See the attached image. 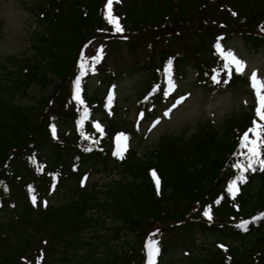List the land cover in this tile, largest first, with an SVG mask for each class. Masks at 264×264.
<instances>
[{"label": "trees", "instance_id": "obj_1", "mask_svg": "<svg viewBox=\"0 0 264 264\" xmlns=\"http://www.w3.org/2000/svg\"><path fill=\"white\" fill-rule=\"evenodd\" d=\"M39 1L45 4L32 8L38 16L37 28L30 34L31 56L0 59V264L17 260L22 264H123L125 256V264H142L148 242L158 248L156 264H264V168L258 161L248 168L246 152L238 143L252 109L232 114L216 127L205 121L190 133L186 128L177 134L164 133L140 155L132 146L118 159L110 154V136L122 130L123 120L107 117L103 98L106 86L127 74L135 78V95L144 100V116L149 115L147 107L159 103L161 91L150 93L148 100L146 95L150 83L160 78L165 60L177 78L191 67L193 85L205 92L222 82L231 89L241 77L233 70L226 74L214 44L219 37L227 40L235 35L247 52L264 56V0H120L112 14L125 30L124 40L104 18L103 0H64L62 7L55 0ZM208 1L218 4L217 10L210 9ZM192 20L198 26L186 35L194 38L190 58L178 49L182 37L171 38V31H180V23ZM153 26L168 33L165 40L173 54L158 51L157 62H149L145 73L138 67L109 69V74L106 68L100 72L105 83L102 97L94 92L88 96L87 88L82 93L85 104L106 122L102 135L89 121L78 127L80 107L74 108L65 83L55 85L54 97L29 95L30 86L42 90L52 86L54 78L62 82L69 76L70 81L81 48L89 61L86 71L95 69L98 48L107 52L126 41V47L134 49L146 28ZM135 30L138 38L128 40ZM15 97L32 98L33 103H15ZM51 122L56 127L54 137L47 128ZM262 142L259 159H264V136ZM149 169L155 171L159 187ZM112 170L117 179L101 187L96 182L79 183L82 176L108 175ZM70 177L73 185L67 183ZM233 181L234 196L227 190ZM53 184L63 198L40 207V198L47 197ZM32 190L38 193L35 208L27 199ZM204 206L210 209V219L203 216ZM242 218L248 223L240 228L235 223ZM107 230L112 234H104ZM40 231L53 243L47 257L35 250L39 238L32 235ZM123 231L132 236L130 241L125 239L124 251L115 244ZM137 236L141 240L134 245ZM205 243V252H199ZM29 250L32 253L26 257ZM173 250L176 258L168 255Z\"/></svg>", "mask_w": 264, "mask_h": 264}, {"label": "rangeland", "instance_id": "obj_2", "mask_svg": "<svg viewBox=\"0 0 264 264\" xmlns=\"http://www.w3.org/2000/svg\"><path fill=\"white\" fill-rule=\"evenodd\" d=\"M55 1L57 6L62 7L66 0ZM39 2V0H0V59H2V57L10 56L17 58L18 60L25 56H31L32 49L30 46V34L37 28L36 17L38 16V11L33 10L32 8H35ZM41 3L37 5V8ZM99 4L100 2L97 3V6ZM107 4L103 3L105 11L104 18L109 22L107 18V9H105ZM207 5L210 6V9L216 8L217 10L218 4L214 5V3L208 1ZM113 6L114 2L112 8ZM205 21L207 22L208 20L206 19ZM204 23L205 22L203 21L202 24ZM110 25L112 26L113 31L117 33V36L127 37V35H125V30L117 32L115 26L111 23ZM197 26V23L192 20L180 23L179 28H177L180 31L177 32L173 29L171 31L173 34L171 38L174 39V36L182 37L183 42L181 43V46H178V49L181 52H186L190 58H192L191 50L193 49L194 38L192 37L191 39H188L186 35L191 33V29L196 28ZM160 27H163V24H161ZM160 30V28H155L154 26L150 28L148 27L146 28L145 35L139 39H137L139 35L135 36L139 31H130V38L128 40L133 39L134 36L137 39L136 47L134 49L127 48V42L124 41L125 43L123 42V46L119 49H108L106 53L105 50H102L98 55L100 56V60L96 63L95 71L88 72V74L81 79L80 83L73 85H70V83L68 84L69 76L62 82L59 81L58 78H54L53 85H46L42 90H39L36 86H30L28 89L29 95L34 96V98H39L40 96L49 98L54 97L55 85L62 84L64 86L65 83V89L67 91L71 88L75 94H79L82 86H86L88 96H91V93L94 92L96 93V96L100 98L102 96L101 91L105 86V83L100 81V72L104 71V69L107 68L106 72H109L110 74L111 72L109 69L125 71L133 70L134 68H141L140 70L145 73L149 62H157L158 51L168 50L165 55L173 54L175 52L167 46L168 42H166L165 38H167L166 35L168 33ZM214 31L217 32L219 30L215 28ZM217 48L225 62L230 64L234 70L238 72L241 77L240 83L231 87V89H228L224 84H221L211 92H205L193 85L195 73L193 69L188 66L186 68V73L181 80H166L167 93H164V100L163 98L160 99L163 101L162 104L157 106L158 111H156L155 114L147 116L146 118L142 115V108L136 103L138 99L137 95H135L137 88L135 78L132 79L127 76V74L124 76L122 74L123 77L109 87L107 96L105 97L107 105L114 104L113 107L116 106L115 112H111L110 110L111 117H113V119L123 120V130L118 132L115 136L117 137L116 139L115 137L113 139V151L121 152L126 149L127 146H134L137 155H140L146 148H150L156 142L157 138L164 133L177 134L184 128L188 130L187 133H190L194 130L197 124L205 121H208L216 127L220 125L226 117L232 114H245L251 109L253 111V115H251L252 123L249 120V124L252 126L248 128L251 136L248 135V138H250L249 140H257V136L254 134L256 131H259L260 136L263 137L264 120H260L256 113L258 97L256 88L253 87L252 77L253 74H255L256 84L260 88V95H264V56L260 52H247L241 39L235 35L227 40L220 41ZM233 57L235 59H233ZM91 59L94 60L93 57ZM236 61H239L243 67L238 68ZM88 62L89 61H86V63ZM7 69H11L9 64L7 65ZM1 72L3 71L0 68V76ZM147 76L149 81L152 77L150 71ZM169 92H171L170 94L173 93L174 96H167L166 94ZM88 100H91V97H89ZM14 102L20 104H32L33 99H19L15 97ZM74 108L77 109L75 103ZM44 112L45 111H43V113ZM107 113L109 114V111ZM87 117L92 118V121L96 122L94 127L97 129L105 124L97 112L93 114L87 113V115L83 114L81 116L82 119ZM97 125L99 127H97ZM256 125H260V128L257 129ZM47 128L48 130H52L53 127L51 124H48ZM121 137H126V139L122 140L120 139ZM257 141L261 148L263 146L261 145V141ZM120 149L121 151H119ZM117 177L118 173L112 170L108 175L104 174V172L92 173L86 178V181L87 183L96 182L97 186L101 187L107 182L116 180ZM67 183L73 185L75 181L70 177ZM55 192H53L48 199L52 204H56L64 195L62 192ZM208 210H210L209 207H203L202 212L205 219H210V216L213 217L210 211L208 216L205 215V212ZM44 234L43 231H40L33 233L32 236L37 240L39 238L38 243L35 244V250L38 248V250H41V253H46L47 257L51 252L50 248H52V250H54V248L53 243L48 240L49 238ZM104 234L110 235L112 233L107 230ZM121 234H123V238L115 241V244L117 250L124 251L126 250L124 246L126 242L125 239L130 241V239L132 240V236L124 231ZM41 236L45 240L43 243H40ZM140 240V236H137L133 239L132 244L139 245ZM206 245L207 243L200 248L199 252H205L206 247L204 246ZM31 253L32 251H27V253H25L26 257H29ZM175 254H177V251L173 250L170 251L168 255L172 258H176ZM124 258L126 260L128 259V256H125ZM125 260L123 261V264H125ZM14 264L22 263L17 260ZM147 264H153L150 255L147 257Z\"/></svg>", "mask_w": 264, "mask_h": 264}, {"label": "snow or ice", "instance_id": "obj_3", "mask_svg": "<svg viewBox=\"0 0 264 264\" xmlns=\"http://www.w3.org/2000/svg\"><path fill=\"white\" fill-rule=\"evenodd\" d=\"M114 0H108V4H107V18L109 20V23L113 24L115 26V30L117 32H122L123 29L121 28L120 24H119V19L114 17L112 14V5H113ZM118 2V0H117ZM235 14V13H234ZM233 59H235L233 57ZM238 68H242L243 66L240 64L239 61H236ZM253 80V87L256 88L257 91V97H258V107L256 109V113L257 116L259 117L260 120H264V95H260V88L257 86L256 84V76L255 74H253L252 77ZM78 84V82H77ZM77 99H79V95L77 94ZM85 115H87V113H85ZM97 127H99L97 125ZM256 128L259 129L260 125H256ZM54 131V129H53ZM257 136V140H260V132L256 131L254 133ZM120 139L125 140L126 137H121ZM243 141L245 142V146L247 147L249 140H248V135L245 134V136L243 137ZM251 147L248 148V152L250 154L249 156V164L247 165L248 168L252 167L253 163H256L257 161L260 163L261 167L264 168V159H259L261 152H260V144L257 143V141H251ZM153 177H156L155 172L152 173ZM156 184L157 187H159V179H156ZM229 191L232 192L233 196L235 195V191H236V184L235 182H233L230 186H229ZM35 197H33V202L35 203ZM209 211L205 212V215L208 216L209 215ZM210 218V217H209ZM158 253V248L156 247L155 244L150 246V258L152 260H154L155 256Z\"/></svg>", "mask_w": 264, "mask_h": 264}]
</instances>
